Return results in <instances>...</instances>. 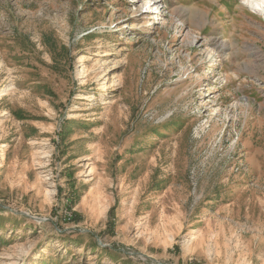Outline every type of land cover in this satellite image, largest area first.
Masks as SVG:
<instances>
[{"label":"rangeland","instance_id":"obj_1","mask_svg":"<svg viewBox=\"0 0 264 264\" xmlns=\"http://www.w3.org/2000/svg\"><path fill=\"white\" fill-rule=\"evenodd\" d=\"M248 1L0 0V264H264Z\"/></svg>","mask_w":264,"mask_h":264},{"label":"bare ground","instance_id":"obj_2","mask_svg":"<svg viewBox=\"0 0 264 264\" xmlns=\"http://www.w3.org/2000/svg\"><path fill=\"white\" fill-rule=\"evenodd\" d=\"M247 3L250 5V7L253 10L259 11V12H264V0H250ZM153 6H155V5H153Z\"/></svg>","mask_w":264,"mask_h":264},{"label":"trees","instance_id":"obj_3","mask_svg":"<svg viewBox=\"0 0 264 264\" xmlns=\"http://www.w3.org/2000/svg\"><path fill=\"white\" fill-rule=\"evenodd\" d=\"M113 214H114V211H113L112 214H111L112 218H113Z\"/></svg>","mask_w":264,"mask_h":264}]
</instances>
